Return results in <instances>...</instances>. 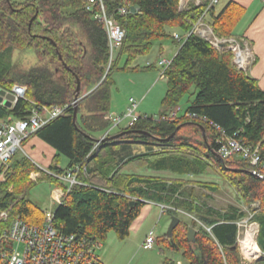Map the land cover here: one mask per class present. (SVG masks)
<instances>
[{"label": "trees", "instance_id": "1", "mask_svg": "<svg viewBox=\"0 0 264 264\" xmlns=\"http://www.w3.org/2000/svg\"><path fill=\"white\" fill-rule=\"evenodd\" d=\"M102 3L106 14L125 30L110 64L105 28L95 18L100 12L99 2L87 8L88 0H0V88L9 91L15 82L27 87L25 97L12 107L0 104V120L26 118L36 105L70 103L75 97L76 77L77 97L91 89L76 102L75 123L74 105H70L22 141L24 148L37 137L53 148L55 154L48 166L53 171L64 173L75 168L79 183L69 190L51 177L55 187L65 191L53 210L55 228L89 237L101 245L109 231L126 238L144 203L160 202L173 207L165 212L177 217L181 211L193 214L188 226L195 229V236L194 242L187 239L188 227L179 218L169 237L164 234L155 241L181 251L189 264H240L236 220L244 212L235 206L220 210L199 200L196 188L185 186V177H198L211 166L242 201H260L255 214L256 242L264 254V179L253 173L264 175V90L247 72L235 68L230 52L217 51L197 35H189L183 42L172 36L179 47L164 70L162 110L156 116L140 115L131 126L119 128L116 139L100 142L93 150L95 139L110 124L105 118L110 110V74L120 58L126 57L128 65L140 54H148L154 42L170 38L166 28H180L184 35L203 10V6H190L180 11L178 0ZM131 6L137 9L131 11ZM214 7L207 21L217 35H230L242 10L232 2L217 13ZM21 49L31 50L35 61L18 72L12 52ZM191 87L194 91L179 114V103ZM210 122L251 150L256 149L258 163L250 164L240 153L221 160L216 152L219 133ZM60 155L67 158L65 167L59 165ZM130 164H137L143 172L131 166L132 170L126 171ZM37 169L28 152L12 157L7 181L0 183V210L8 211L9 220L19 216L29 224L43 223L44 213L26 198L27 190L35 184L29 175ZM194 184L206 191L218 189L209 182ZM9 186L11 190H7ZM131 200H135L133 205ZM9 220L0 221V231ZM161 264L174 262L164 258ZM259 264H264V255Z\"/></svg>", "mask_w": 264, "mask_h": 264}, {"label": "built area", "instance_id": "2", "mask_svg": "<svg viewBox=\"0 0 264 264\" xmlns=\"http://www.w3.org/2000/svg\"><path fill=\"white\" fill-rule=\"evenodd\" d=\"M95 2L100 4V12L95 15V18L100 20L105 28L110 64L114 52L123 42L125 30L115 19L106 14L102 0H88L87 8H91ZM217 2L218 0H178V10L180 11L186 10L190 6H203V10L193 21L191 28L182 37H179L177 33H174L173 37L179 42H183L189 35H197L206 40L217 51L230 52L231 62L235 68L247 72L255 59L248 40L234 36H219L207 21L211 7ZM120 12L124 13L125 10L121 8ZM170 61L166 59L157 61V65L162 68L160 77H164V70L168 67ZM9 91L15 95L11 107L19 98H24L25 87L23 86H18ZM0 104L2 103L0 102ZM74 104L75 101L72 100L70 103L51 107L36 105L26 118L13 119L8 117L5 120H0V183L6 180L7 168L12 157L18 151H23L22 141ZM136 109V100L129 97L127 106L122 113L106 114L105 118L109 120L110 124L99 138L102 139L109 136L114 128L119 127L123 123L124 125L120 128L131 126L140 117L136 113ZM174 114L175 112H171V115ZM191 116L195 115L192 114ZM143 117H146V115H143ZM199 119L207 121L205 117H200ZM210 125L219 133L216 140L218 144L216 152L221 158L224 159L233 153H240L249 160L250 164L256 165L258 163L259 157L256 154V149L251 150L250 146L245 145L234 136L228 135L214 122H210ZM99 143L100 141L95 143L93 150L97 149ZM41 172L60 181L66 186L67 190L73 184L79 183L75 168L64 173L42 168ZM39 176V171L30 173V178L34 181ZM57 190L60 191V194L58 197L53 195V198L57 203H60L65 191L63 187H58ZM157 205L159 206L160 214L173 208L160 202ZM52 218L53 211H46L43 223L35 225L25 222L19 216L9 220L8 211L0 210V221L7 222L9 220L6 228L0 231V264H103L97 254V250L100 248L99 243L86 236L79 237L75 234L60 232L55 228ZM254 228H256V231L253 236L256 243L257 224ZM206 229L210 230V227H206ZM154 242L155 238L152 235H148L144 243L151 245ZM238 242L242 244L247 258L254 259L260 256L261 251L259 249L255 255H251L246 251L244 239L241 240L239 238Z\"/></svg>", "mask_w": 264, "mask_h": 264}, {"label": "rangeland", "instance_id": "3", "mask_svg": "<svg viewBox=\"0 0 264 264\" xmlns=\"http://www.w3.org/2000/svg\"><path fill=\"white\" fill-rule=\"evenodd\" d=\"M217 9H219V7H217ZM65 12L68 13V10ZM167 29V33L170 32L168 33L170 34V38L154 42L153 47L148 54H140V56H137L135 60L128 65L126 64V57L123 56L120 58L117 69H113L110 74L111 80L113 81L110 89L112 101V103L110 102L112 106L109 110L110 112L115 114L122 113L127 106L126 103H128L129 97L134 98L137 102V114L140 113V115L147 114L148 116H156L162 110L161 102L166 91V79L160 77L162 68L157 65V61L160 59L171 60L174 52L179 47V44L172 38L173 34L176 33L173 32L174 29ZM177 34H179V37H182L180 32H177ZM161 43H163L164 46L163 52H160L159 50V44ZM114 53L117 52L115 51ZM34 61L35 54L31 50L21 49L13 50L12 52V62L15 70L18 72L28 69ZM150 64H153V67H149L148 65ZM18 86L25 87V97L27 87L24 84L15 82L12 84L10 90L17 88ZM90 90H83V94H81L80 97H77L76 102ZM193 91L194 87H191L189 93L185 94L181 99L178 110L179 114L184 112L188 100L191 97L190 92ZM123 125L124 123L119 127L114 128L112 133H117L119 128ZM28 149L27 146H24L23 151H18L15 154V157L26 154V152L29 151ZM235 157L238 158L239 156ZM67 163V158L60 155L59 165L65 167ZM129 166H131L130 168L133 170L143 172L142 169L137 168V164H130ZM38 168L39 169L34 171H39L40 176L36 181L32 180L35 184L27 190L26 198L33 202L34 205L45 215L46 211H53L56 208L57 202L53 198V195L58 197L60 193H58L59 190H55L53 193L55 185L52 182L51 177L44 172H41L42 168L40 166H38ZM43 169L52 170L48 168V166L43 167ZM125 170L127 171V169ZM162 175L166 174L162 173ZM184 179L186 180V183L184 182L186 187H194L198 190L197 193L199 194L198 196H200L199 200H206L210 205H213L220 210L235 206L244 212V215L236 220L237 235L241 240L244 239L246 231L251 225L254 224V226H256L257 221L255 220V214L260 205V201H242L236 190L231 187L227 181L217 175L211 166L207 167L203 174L198 177L188 175ZM6 181L7 174L6 180L3 181V183ZM196 182H209L216 184L218 185V189L214 192L206 191L203 188H199L198 185H195L194 183ZM11 189L12 186H9L7 190ZM199 200L196 201L199 202ZM172 215L173 214L170 212H163L160 214L159 206L155 202L144 203L140 215L132 223L129 235L126 238L120 239L115 232H108L105 240L101 242L100 248L97 250L99 258L105 264H161L162 259L164 258L171 259L174 264H177L178 261L180 262L178 264H189L188 260L182 256L181 251L168 249L157 240L151 245H146L144 243L146 236L148 235H152L154 238H161L169 227ZM193 216V214L181 211L179 218L185 222H181L185 227H189L190 219L193 218ZM237 246L240 250L239 255L242 260L245 262L249 261L250 258H247L244 254L245 252L242 244L237 242ZM263 255L264 254L261 251L260 256Z\"/></svg>", "mask_w": 264, "mask_h": 264}, {"label": "crops", "instance_id": "4", "mask_svg": "<svg viewBox=\"0 0 264 264\" xmlns=\"http://www.w3.org/2000/svg\"><path fill=\"white\" fill-rule=\"evenodd\" d=\"M228 2L234 3L235 5L238 6L239 10L241 9L242 11L240 12V15L236 23L231 28L230 31L231 34L227 36H234L236 38H245L248 40V42L252 47L255 59L251 67L247 70V75H249V77L256 79L261 89L264 90V0H218L217 4L214 5L215 6L214 12L215 13L219 12ZM217 7H219V9H217ZM173 29H174L173 32L176 33L180 32V34L183 35V32L180 30V28L175 27ZM167 30L168 29L166 28V33ZM220 36H224V35H220ZM161 44H159L160 45L159 50L160 52H163L164 46L163 43ZM176 52L177 49L174 52V55ZM110 102L112 103L111 96H110ZM111 103H110V108L112 107ZM109 113H113V112L109 111ZM114 134L112 133L111 135ZM26 146L29 148L28 150L30 152L29 151L28 152L30 153L33 162H35L38 166L43 168L51 164L55 151L49 145H47L37 137H34L30 139V141L27 143ZM129 167L130 166L128 165L125 168L129 170L130 169ZM151 173L161 174V175L162 173L167 174L166 172H156V171H152ZM57 188L58 187H55L53 193L55 190H57ZM238 239L239 237L238 235H236V240H235L236 244L238 242ZM258 249L260 250L259 247ZM261 257L262 256H259L254 259L250 258L249 261L245 262L242 260L240 256V264H259ZM101 262L105 264L102 260ZM178 263L180 262L178 261Z\"/></svg>", "mask_w": 264, "mask_h": 264}, {"label": "water", "instance_id": "5", "mask_svg": "<svg viewBox=\"0 0 264 264\" xmlns=\"http://www.w3.org/2000/svg\"><path fill=\"white\" fill-rule=\"evenodd\" d=\"M137 9L136 6H131L130 7V10L131 11H135ZM76 88H75V97H74V100H75V104H74V110H73V120H74V123H75V116H76V100H77V93H78V90H79V79L76 77ZM15 99V95L14 93L10 92V91H6L2 88H0V102L6 106V107H11L12 105V101ZM179 126L176 127V129L174 130V132L169 136L167 137L166 139H169L174 133L175 131L178 129ZM201 129L203 130V126H201ZM120 134H114V135H111V136H108V137H105V138H96L95 139V142H104L105 140H114L116 139ZM218 157L223 160L219 154H217ZM255 173L256 175L262 177L264 179V175H261L259 174L258 172H253ZM135 203V200H131L130 201V204L133 205ZM179 222V217H177L176 215H172L171 217V221L169 223V227L167 228V231H166V236L169 237L172 233V230L174 229V227L177 225V223ZM194 236H195V229L192 228L191 226L188 227L187 229V233H186V237L189 241H192L194 242Z\"/></svg>", "mask_w": 264, "mask_h": 264}, {"label": "bare ground", "instance_id": "6", "mask_svg": "<svg viewBox=\"0 0 264 264\" xmlns=\"http://www.w3.org/2000/svg\"><path fill=\"white\" fill-rule=\"evenodd\" d=\"M108 137V136H107ZM60 193V191H58ZM254 224L251 225L250 228L246 231V235L244 236V247L246 248V251L249 254H256L258 252V247L256 246V243L254 242V232L256 231V228H254Z\"/></svg>", "mask_w": 264, "mask_h": 264}]
</instances>
